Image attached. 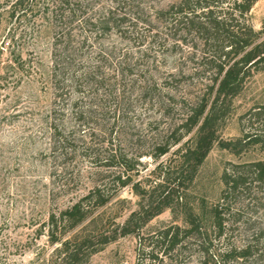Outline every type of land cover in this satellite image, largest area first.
<instances>
[{"label":"rangeland","instance_id":"374dc122","mask_svg":"<svg viewBox=\"0 0 264 264\" xmlns=\"http://www.w3.org/2000/svg\"><path fill=\"white\" fill-rule=\"evenodd\" d=\"M44 1L0 0V264H52L56 259L61 242L50 241V214L72 205L105 178L82 145L113 144L131 156L151 153L170 125L183 118L189 102L209 97V79L195 73L198 64L190 48L183 45L170 54L174 38L160 11L180 0H76L80 6L71 48L75 70L94 74L57 95L50 71L58 28L54 5ZM249 20L264 32V0L256 1ZM161 100L173 105L165 115ZM74 102L91 114L78 119L69 115ZM259 105H264V69L255 71L233 99L219 137L241 136V115ZM54 110L61 114L58 122L65 121L77 140L74 158L52 149ZM196 137L197 128L188 138L193 142ZM176 149L159 160L149 154L142 157L143 164L130 172V184L62 236L72 244L83 243L76 262L66 264H136L140 236L170 224L185 225V206L210 226L226 163L264 159L259 146L237 154L216 141L187 192L173 196V204L140 229L132 224L134 230L125 233L126 220L145 202L134 183L139 191L154 183L159 162L173 172ZM236 199L224 235L211 236V253L221 258L236 249L234 255L222 257L227 264H264V184H254ZM242 249L246 252L238 254ZM199 257L192 241L163 261L146 257V264H199Z\"/></svg>","mask_w":264,"mask_h":264},{"label":"trees","instance_id":"16d2710c","mask_svg":"<svg viewBox=\"0 0 264 264\" xmlns=\"http://www.w3.org/2000/svg\"><path fill=\"white\" fill-rule=\"evenodd\" d=\"M17 0L16 3H23ZM30 0H28L29 2ZM54 5L55 33L52 50L50 77L57 95L70 85H76L85 76L87 80L93 71L78 73L75 70V57L72 55V24L77 20L80 6L76 0H47ZM47 1H44L45 3ZM257 0H180L165 10L160 11L165 27L171 34V55L177 54L183 45L190 48L198 64L195 73L203 72L209 79L207 84L209 97L205 95L188 103L183 118L173 122L168 132L160 137L151 153L129 155L122 147L113 148V144L96 148L94 144L82 145L84 155L93 160L105 172L103 183L90 189L77 201L59 213L52 212L48 221L49 238L52 243L61 242L56 259L52 264L76 262L80 254L79 245L72 244L62 236L71 231L97 207L107 203L120 188L132 182L131 171L146 154L159 160L177 146L176 163L173 172L163 162H159L153 173L157 174L154 183L139 191L144 197V204L132 212L126 220L125 233L143 227L153 217L173 204V196L180 191L185 194L192 185L213 144L239 154L253 146L264 151V105L248 109L241 115L243 134L233 139L219 137L218 130L226 122L232 111L233 99L243 90L246 81L255 71L264 69V32L257 30L250 23L249 13ZM78 5V6H77ZM46 8V7H44ZM62 90V91H61ZM61 91V92H60ZM169 103L160 101L164 115L171 110ZM77 102L71 109L75 118H85L91 112L79 109ZM173 106V105H172ZM51 121L52 149L61 157L76 156L79 151L77 141L65 126V121L58 122L56 111ZM61 115V114H59ZM57 118V119H56ZM197 128L195 141L189 135ZM86 144V143H85ZM223 189L220 199L212 207V221L206 226L201 216L185 206V225L170 224L149 235L140 236V248L136 264L150 262L182 252L192 241L200 253L199 264H227L222 257L234 255L236 249L226 251L221 258L212 255L211 236L221 238L227 228V213L232 212L236 198L242 191H251L254 184H264V159L246 162L226 163L222 173ZM160 194L158 195V193ZM158 195V196H157ZM179 196H177L178 198ZM132 224L133 225L132 227ZM246 249L238 251L244 254Z\"/></svg>","mask_w":264,"mask_h":264}]
</instances>
